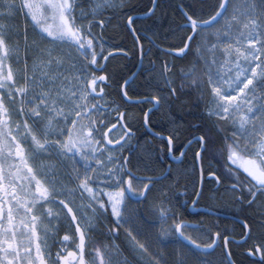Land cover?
<instances>
[{
	"label": "snow or ice",
	"instance_id": "6c2138e0",
	"mask_svg": "<svg viewBox=\"0 0 264 264\" xmlns=\"http://www.w3.org/2000/svg\"><path fill=\"white\" fill-rule=\"evenodd\" d=\"M151 3L146 15L159 7L157 0ZM122 7L113 0L86 5L81 0H0V264H191L190 257L196 264H213L201 257L219 246L221 233L205 230L202 221L177 222L171 188L163 183L170 175L141 177L130 167L136 139L131 119L136 117L130 119L121 106L151 104L143 112L147 127L153 110L178 90L167 64L160 73L167 97L133 100L129 79L120 84L115 72L108 73L113 53L124 50L104 41L107 23L100 17L106 9ZM177 7L186 38L168 54L192 56L191 67L182 70L181 87L190 80L188 86L200 90L219 143L203 126H194L201 135L175 156L181 131L175 127L167 137V155L183 163L181 157L196 145L193 167L200 163L201 175L205 153L219 158V170L209 175L216 183L228 182L226 191L235 203L261 209L262 231L246 254L258 256L252 264H264V0H181ZM21 16L23 32L8 23ZM135 19L127 16L126 26ZM111 84L122 94L121 104L110 99L106 89ZM112 112L116 123L108 118ZM153 136L164 140L159 133ZM146 160L151 161V153ZM202 194V189L196 192L193 205ZM129 201H147L151 215L130 214ZM104 222L116 239L125 229L127 247L96 238ZM242 228L247 244L252 225L245 222ZM188 229L207 234L210 243L186 234ZM223 239L228 248L229 238ZM170 245L172 253L166 251ZM231 256L225 253L222 264H235Z\"/></svg>",
	"mask_w": 264,
	"mask_h": 264
},
{
	"label": "trees",
	"instance_id": "16d2710c",
	"mask_svg": "<svg viewBox=\"0 0 264 264\" xmlns=\"http://www.w3.org/2000/svg\"><path fill=\"white\" fill-rule=\"evenodd\" d=\"M115 2L117 4L123 3L125 7L106 9L103 16L100 18L104 19L107 23V27L104 28L102 32L103 39L105 35L112 37L115 45L117 42V45L124 50L119 54H114L113 58L108 61V73L115 72L116 79L120 84H123V78L132 75L139 62L137 42L133 39L129 28L126 26L127 16L144 14L152 5L151 0H115ZM157 2L159 7L156 8L155 14L145 19H135L132 28L135 29L137 38L140 39L138 35L142 33V30H146L154 38H157V42H159L160 45L167 49L172 48L174 45L180 44L182 36L186 37L185 30L179 27L184 24V18L177 7L181 3V0H157ZM191 2L192 0H184L186 4ZM207 2L213 3L215 0H207ZM202 18L207 19V15H204ZM95 32L98 34L101 33L98 27L95 29ZM159 35L162 37L165 36L167 39L160 40L158 38ZM145 44L148 45L147 42L142 43V45L140 42L141 47H146ZM107 50L110 49L106 48V52ZM142 60V66L139 72L127 86V90L132 99H137L144 95H164L167 97L168 89L165 88L164 80L160 75L164 70L165 64H167L171 70L167 74L168 78L175 81L174 86L178 90L175 96L168 98L166 102H163L157 109L153 110L151 115L152 123L149 125V128L153 132L167 137L173 128L179 127L181 129L175 141L176 151L173 155L179 156V149L185 145L189 139L193 136L201 135V130L194 126H203V130L207 131L211 138L219 143L216 130L213 128L211 121L207 118L205 100L201 98L200 90L188 86L191 83L190 80H184L183 83L185 86L181 87L182 70L187 72L191 67L192 56L189 55L181 58L180 56L167 54L151 46L148 48L146 54H143ZM106 90L111 93L110 99L116 100L117 104H121L122 94H117L116 84H111ZM150 105L151 104H123L121 106V111L126 109L130 119L136 117V119H131L136 139L132 141L134 151L131 152L132 164L130 167L137 176L157 177L161 174L165 176L170 175L171 178L164 180L163 183L170 186L171 191L169 193V198L172 202V206L176 213L182 215L183 212L181 210L183 209H181V201L183 197L189 198L190 200L194 199L199 188L198 166L195 164V167H193L194 162L192 159L197 146L193 145L192 150L188 151V154L183 157V163H172L167 155V141L164 139L162 142L161 139L149 134L143 125V112L145 110L147 111ZM114 115L115 116L111 118L112 123L117 122L115 112ZM222 136L223 133L220 134L221 138ZM146 153H151L150 162L146 160ZM124 155H129V152H124ZM218 160V157L214 158V154L205 153L203 173L205 175L209 174L213 166L216 167L220 164ZM213 162L215 163L214 165ZM145 163H147V168H145ZM176 181H178V183L172 186ZM211 184L212 182L210 180H206L205 184L202 186L203 194L201 197L204 198L203 205L205 207L223 210V214L226 216L234 214L240 216L244 213L248 221L251 219L254 212L253 210L251 212L241 211L239 213V209L230 207V205H233L230 200L224 202L223 197H221L223 193L222 189L217 188V190H213V185L211 186ZM158 186L159 185H157V187ZM208 190L219 197L217 203H212ZM154 193L155 189L152 194ZM139 211L141 214V216L139 214V217L151 215L147 201L142 202ZM244 215L242 217L246 218ZM219 219H221L222 222L230 221L225 218ZM252 227L256 228L257 231L261 230L257 224H254ZM236 239L240 238L237 237ZM231 248V257L236 264H252L249 257L241 250L242 244L236 245L231 243ZM221 251L219 256L222 255V260L216 261V259H213V264H222V262H224V251Z\"/></svg>",
	"mask_w": 264,
	"mask_h": 264
},
{
	"label": "flooded vegetation",
	"instance_id": "af4514ba",
	"mask_svg": "<svg viewBox=\"0 0 264 264\" xmlns=\"http://www.w3.org/2000/svg\"><path fill=\"white\" fill-rule=\"evenodd\" d=\"M81 3L83 5H86L88 3V0H81ZM105 11V10H104ZM90 18V17H89ZM127 21V19H126ZM8 23L12 24V25H16L18 24L19 25V28H20V31L23 32L24 29H25V21H24V18L21 16L19 17L18 20H11V21H8ZM85 24H87V21H84ZM98 29L100 30L101 32V29L98 27ZM29 31V35L31 36V29L29 28L28 29ZM142 33H144V35H142ZM142 33L139 34L138 36L140 37V42H141V45L142 43H148L145 44L146 47H141L143 48V53L144 55L146 54V52L148 51V48L153 46L154 48H158L159 50H161L159 47H157V45H159L160 47L162 48H166L162 45L159 44V42H157V38H154L152 35H150L146 30H142ZM149 35V37H148ZM186 36V34H185ZM158 38L160 40H166L167 37H162V36H158ZM186 38V37H185ZM104 41L107 42V45H112V44H115V42H113L112 40V37L108 36V35H105V38H104ZM23 44V37H21V45ZM116 45H117V42H116ZM182 46V45H181ZM162 52H165L163 50H161ZM121 53V52H120ZM166 53V52H165ZM107 54V52L105 53ZM116 54V53H113V55ZM168 54V53H167ZM108 63V62H107ZM22 67V65H20ZM99 90V89H98ZM151 106V105H150ZM149 106V107H150ZM152 107V106H151ZM149 109V108H148ZM146 111V110H145ZM101 117L104 115L103 111H101L100 113ZM114 112L111 113V115L108 117L110 120L112 117H114ZM180 156V154H179ZM170 159V157H169ZM181 160H183V157H181ZM170 161L173 163V162H178L176 160H172L170 159ZM215 163L213 162V165ZM197 165V163H196ZM198 166V165H197ZM220 168V164L218 166H213V169L212 171H218ZM200 169H199V166H198V181H200ZM204 172V171H203ZM203 181H202V186L203 184H205L206 180H210L212 182L211 186H212V189L213 190H217V188H221L223 193H222V196L223 197V200L224 202L230 200L232 202L233 205H230V207H233V208H237L239 209V213L241 211H254L253 214H252V217L251 219L248 221L247 220V217L246 215H243L246 217H242L243 215H231L232 217L236 218H232V217H229V218H225V217H222V216H217V215H214V214H210V213H206L204 211H202L201 209L202 208H208L212 211H214L215 213H224L223 210H220V209H215V208H212V207H205L203 205V201H204V198H202L201 196L198 198V203H196L195 205H193V207L191 208V205L193 203V200L196 199L194 197V199L190 200L189 198H184L182 199L181 201V210L183 212V214L181 215L180 213H176V219H177V222H179V220H184L185 222L189 223V224H198L200 223L201 221L203 222V227L205 230H209L210 232L214 233L216 232L217 230L221 233V236L218 240V245L217 247L214 248V250H211L209 249L208 250V253L210 254H205L201 257L202 260H208V259H211L213 261V259H216V261H219L222 257V255L219 256L220 254V251L223 252L224 251V254H225V250H224V239L223 237L224 236H227L228 238L230 237H233V238H241L242 236H244V233L246 231V229H243L242 228V225L243 223L240 221L242 220L244 223L245 222H249L251 223V225L253 226L254 224H257L259 226V223L261 221V216H260V212H261V209H259L256 205H253L252 207H248L247 204H237L233 201L232 199V196L231 194L226 191V187L228 186V182H225V184H219V183H216L215 181V177L213 176H210L209 174H204L203 173ZM142 177V176H141ZM140 187L142 188V184L140 185ZM154 191V189H153ZM208 193H209V196L211 197V200H212V203H217L218 200H219V197H217L212 191L208 190ZM183 194V192H182ZM181 194V195H182ZM151 195L150 194V197L149 199H151ZM141 202H137V201H129V205H128V209H129V213H135V215L139 216L140 214V206H141ZM150 208V206H149ZM150 211H151V208H150ZM230 215V214H229ZM141 216V214H140ZM183 216V217H182ZM219 218H225V219H228L230 221H227V222H222L221 219ZM137 225L139 226V221H136ZM222 223V224H221ZM224 223V224H223ZM168 224H172V221L169 220L168 221ZM111 225L108 223V222H104L101 226H98V231H97V234H96V238L99 239L100 241H102L103 243H108L109 241H112L118 245H121L122 247H127V242H126V239H125V236H126V233H125V229L124 228H121L120 229V232H119V238L116 239L114 238L112 235H109L108 234V227H110ZM159 228H160V225L157 224V227L155 229H152L151 232H152V236H153V240H154V237H155V233L157 231H159ZM229 229V230H228ZM262 230H258L256 228H253L252 227V233H253V238L248 240V243L245 244L243 242H241L240 244H237L233 241H229V245H228V250H230V252L232 251L231 249V243L233 244H236V245H241L242 244V248L241 250L244 251V253L246 254L247 253V249L249 247H251L254 242L257 240V238L260 236V233H261ZM64 233L61 232L60 235L62 236ZM186 234H189V235H192L193 237H196L197 239L199 240H203L205 243H210V240H208V235L205 234L203 236H201L200 234V231L198 230H192V229H188L186 230ZM153 248L156 249L158 248V245L155 244V242H153ZM174 247L173 245H170L166 251L168 253H172L174 251ZM55 247L52 249L53 253L55 252ZM223 254V255H224ZM125 255H128L127 252H125ZM247 255V254H246ZM249 257V256H248ZM249 259L252 261L253 259H258V256L257 257H249ZM222 260V259H221ZM224 260V258H223ZM190 262L191 264H196V259L194 257H190Z\"/></svg>",
	"mask_w": 264,
	"mask_h": 264
},
{
	"label": "water",
	"instance_id": "95a60500",
	"mask_svg": "<svg viewBox=\"0 0 264 264\" xmlns=\"http://www.w3.org/2000/svg\"><path fill=\"white\" fill-rule=\"evenodd\" d=\"M151 5H152V3H151ZM146 13H147V11H146ZM146 13H144L143 15H134V17H136V18H145V17H148L149 15H151V14H149V15H146ZM130 28V27H129ZM130 31H131V33L133 34V29L132 28H130ZM142 35H144L143 33H142ZM135 40H136V42H137V49H138V60H139V62H138V65L136 66L137 68H136V72H134L135 73V76H136V74H137V72H138V70H140V68H141V65H142V55H141V45H140V41H139V38H137V37H135ZM157 47H159L161 50H163V51H165L166 53H169V51L172 49V48H162V47H160L159 45H157ZM172 55H176V54H172ZM133 73V74H134ZM133 74L131 75V76H129L128 77V79H129V84L131 83V81L133 80V78L135 77H133ZM149 108H152V107H149ZM145 129H146V131L149 133V134H151V135H153V133H155V132H153L150 128H149V126H147V127H145ZM163 137H164V139L167 141V136H165V135H162ZM158 138V137H157ZM169 157H170V159H172L173 160V158H172V155H168ZM197 165L199 166V169H201V165H200V163H197ZM200 181H199V185H198V191L199 190H201L202 189V181H203V176L201 175V171H200ZM196 199H197V197H195ZM193 207V203H192V205H191V208ZM202 211H204V212H208V213H210V214H214V215H219V216H222V217H225V218H229V217H232V216H226V215H224V214H221V213H215L214 211H212V210H210V209H206V208H202L201 209ZM232 218H234V217H232ZM234 219H236V218H234ZM243 224H244V222L242 221V220H240ZM233 241V242H235V243H237V244H240L241 242H243L241 239H236V238H233V237H230L229 238V241ZM224 250H225V253H227V252H230L229 250H228V248H224ZM231 259H232V257H231ZM236 264V263H235Z\"/></svg>",
	"mask_w": 264,
	"mask_h": 264
},
{
	"label": "bare ground",
	"instance_id": "6f19581e",
	"mask_svg": "<svg viewBox=\"0 0 264 264\" xmlns=\"http://www.w3.org/2000/svg\"><path fill=\"white\" fill-rule=\"evenodd\" d=\"M144 13H146V12H144ZM134 15H143V14H134ZM152 15V14H151ZM148 17H150V15L148 16ZM145 18H147V17H145ZM145 18H136V19H145ZM126 25H127V23H126ZM129 28V27H128ZM130 28H132V26L130 27ZM130 28H129V30H130ZM133 29V28H132ZM131 32V31H130ZM131 35H132V37H133V39H135V37H137V34H136V32H133V34L131 33ZM172 55V54H171ZM173 56H176V55H173ZM143 61V60H142ZM142 66V65H141ZM137 68V67H136ZM135 72H136V70H135ZM138 72H139V70H138ZM137 72V73H138ZM131 76V75H130ZM136 77V76H135ZM134 77V78H135ZM128 78V77H127ZM133 78V79H134ZM133 100H135V99H133ZM152 106V105H151ZM145 127V126H144ZM241 239V238H240Z\"/></svg>",
	"mask_w": 264,
	"mask_h": 264
},
{
	"label": "rangeland",
	"instance_id": "374dc122",
	"mask_svg": "<svg viewBox=\"0 0 264 264\" xmlns=\"http://www.w3.org/2000/svg\"><path fill=\"white\" fill-rule=\"evenodd\" d=\"M113 2L116 3L115 0H113ZM116 4H117V3H116ZM205 79H206V77H205ZM225 87H227V85H225Z\"/></svg>",
	"mask_w": 264,
	"mask_h": 264
}]
</instances>
